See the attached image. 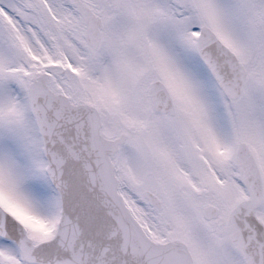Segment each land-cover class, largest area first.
<instances>
[{"label": "snow or ice", "instance_id": "6c2138e0", "mask_svg": "<svg viewBox=\"0 0 264 264\" xmlns=\"http://www.w3.org/2000/svg\"><path fill=\"white\" fill-rule=\"evenodd\" d=\"M0 264H264V0H0Z\"/></svg>", "mask_w": 264, "mask_h": 264}]
</instances>
